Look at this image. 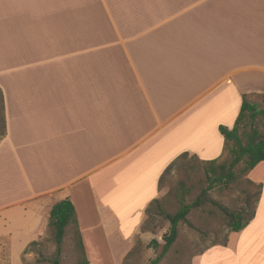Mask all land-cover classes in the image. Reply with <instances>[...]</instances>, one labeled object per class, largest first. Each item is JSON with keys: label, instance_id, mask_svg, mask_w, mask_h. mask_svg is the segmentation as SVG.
Instances as JSON below:
<instances>
[{"label": "crops", "instance_id": "0c3cea01", "mask_svg": "<svg viewBox=\"0 0 264 264\" xmlns=\"http://www.w3.org/2000/svg\"><path fill=\"white\" fill-rule=\"evenodd\" d=\"M243 96L264 97V0H0V239L22 253L62 200L84 250L132 239ZM248 179L253 217L198 264H264V162Z\"/></svg>", "mask_w": 264, "mask_h": 264}, {"label": "rangeland", "instance_id": "374dc122", "mask_svg": "<svg viewBox=\"0 0 264 264\" xmlns=\"http://www.w3.org/2000/svg\"><path fill=\"white\" fill-rule=\"evenodd\" d=\"M251 102L264 111L262 99L255 98ZM3 124L0 102V135ZM254 132L255 139L264 137V114L254 119L245 116L239 123L242 144H246ZM229 147L224 148L213 165L193 157L179 162L162 178L159 198L149 207L137 234L132 239H110L105 241L106 245L99 240L91 241V247L84 250L88 264H149L155 258L152 242L162 243L163 235L169 230L167 216L195 202L197 206L190 209L185 221L178 223L176 241L159 264H198L204 250L226 242L232 232L223 209L240 213L242 220H248L253 215L259 191V186L248 179L249 172H242L241 162L230 167ZM35 243L20 254H12L9 241L0 239V264H52L55 259L59 264H78L80 256L69 227L59 246V255L50 228L46 236Z\"/></svg>", "mask_w": 264, "mask_h": 264}, {"label": "trees", "instance_id": "16d2710c", "mask_svg": "<svg viewBox=\"0 0 264 264\" xmlns=\"http://www.w3.org/2000/svg\"><path fill=\"white\" fill-rule=\"evenodd\" d=\"M262 101L264 102V97L262 98ZM263 114V110L258 109L256 104L249 103L245 96H243L236 125L231 130H228L225 127H219V132L225 141L224 148L229 147V143L233 144L229 147L230 154L232 155V163L230 167H234L241 162L243 164L242 172L247 173L259 163L264 162V137L255 139L254 137L256 133L254 132L248 142H246V144H242L238 135V125L245 118V116H248L249 119H254L256 116ZM4 135L5 128L3 124V132L0 135V140L4 137ZM215 162L216 161H210L206 162V164L213 165ZM155 202L156 201L152 202L150 206ZM196 204L197 203L195 202L192 205L181 206L173 216H167V220L170 223L169 230L165 235H163L162 243H157L156 241L152 242V246H154L155 251V258L152 259L149 264H159L167 255L169 249L176 241L178 223L185 221L190 209L193 206H197ZM148 209H146V213ZM223 211L229 220V228L232 233L240 232L253 217L252 215L250 219L242 220L240 213L228 212L225 211V209H223ZM48 227L52 230L53 240L57 246L56 252L58 255L60 254L59 246L62 244L65 230L68 227L71 228L72 235L75 239V248L80 256L78 264H88L76 221V213L69 200H62L53 205L49 213ZM34 244L36 243H32V245ZM52 264H59V261L55 259L52 261Z\"/></svg>", "mask_w": 264, "mask_h": 264}]
</instances>
